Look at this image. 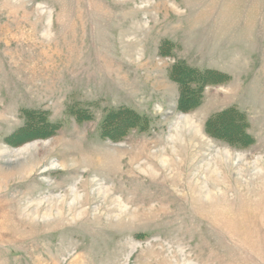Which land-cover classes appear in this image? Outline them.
Here are the masks:
<instances>
[{"label": "rangeland", "instance_id": "obj_1", "mask_svg": "<svg viewBox=\"0 0 264 264\" xmlns=\"http://www.w3.org/2000/svg\"><path fill=\"white\" fill-rule=\"evenodd\" d=\"M0 264H264V0H0Z\"/></svg>", "mask_w": 264, "mask_h": 264}, {"label": "trees", "instance_id": "obj_2", "mask_svg": "<svg viewBox=\"0 0 264 264\" xmlns=\"http://www.w3.org/2000/svg\"><path fill=\"white\" fill-rule=\"evenodd\" d=\"M182 71L180 73H185L186 75H190V74H195L196 72H194L193 70H187V69H181ZM193 71V72H191ZM198 75V74H197ZM204 74H202L201 76H203ZM216 75V74H215ZM178 76H181V74H178ZM172 79L175 80L179 86H180V108H182L183 105V101L185 100H189V102H191L192 100V105L194 106L195 104L198 103V99H201V91L199 92V89H197L195 92H188V89L186 87V85L182 82L179 81V79L175 78L174 74H172ZM196 92H198L199 94L197 96ZM197 99V100H194ZM182 104V105H181ZM217 118V119H216ZM241 115L237 113L236 110H234V108H230L226 111H223L222 113L214 116L213 120L209 119V121L206 124V132L211 136H214V133L211 132L212 128L214 127V125L218 124V125H225L227 129H229L230 131H228V133L230 132V136L229 139L227 138V143L229 142V145L231 146H237L238 142L239 143H244L243 145L240 146H248L252 143V139L247 135V133H245V129L246 127L243 125L241 127H237L236 126V122L237 123H241ZM234 128V130H233ZM237 128V129H235ZM233 130V131H231ZM212 133V134H211ZM117 132H114L112 134H110L109 138L110 139H115V136H117ZM216 137V136H215Z\"/></svg>", "mask_w": 264, "mask_h": 264}, {"label": "bare ground", "instance_id": "obj_3", "mask_svg": "<svg viewBox=\"0 0 264 264\" xmlns=\"http://www.w3.org/2000/svg\"><path fill=\"white\" fill-rule=\"evenodd\" d=\"M72 160H73V159H72ZM74 160H75V159H74ZM94 161H95V160H94ZM99 161H100V160H99ZM100 162H101V161H100ZM109 162H110V161H109ZM113 162H114V161H113ZM75 165H77V163H76ZM111 166H112V165H111ZM93 169H94V168H93ZM88 174H89V173H88ZM72 191H73V190H72ZM72 191H71V192H72ZM76 191H77V190H76ZM100 193H101L103 196H106V195L108 194V189H107L106 187H104L103 185H101V184H100V185L98 186V188H97V194H100ZM97 194H96V195H97ZM101 194H100V195H101ZM76 197H77V196H76ZM73 202H74V201H73ZM84 202H85V201H84Z\"/></svg>", "mask_w": 264, "mask_h": 264}]
</instances>
